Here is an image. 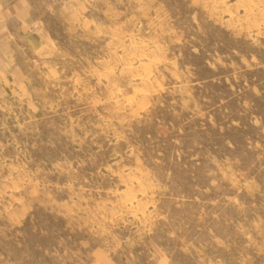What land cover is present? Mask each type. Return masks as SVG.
Instances as JSON below:
<instances>
[{
    "label": "rangeland",
    "instance_id": "obj_1",
    "mask_svg": "<svg viewBox=\"0 0 264 264\" xmlns=\"http://www.w3.org/2000/svg\"><path fill=\"white\" fill-rule=\"evenodd\" d=\"M31 77L0 264H264V0H85Z\"/></svg>",
    "mask_w": 264,
    "mask_h": 264
},
{
    "label": "crops",
    "instance_id": "obj_2",
    "mask_svg": "<svg viewBox=\"0 0 264 264\" xmlns=\"http://www.w3.org/2000/svg\"><path fill=\"white\" fill-rule=\"evenodd\" d=\"M84 5L85 0H0V105L27 89L33 72L55 52L58 37L81 23ZM89 264L129 263L95 247Z\"/></svg>",
    "mask_w": 264,
    "mask_h": 264
}]
</instances>
